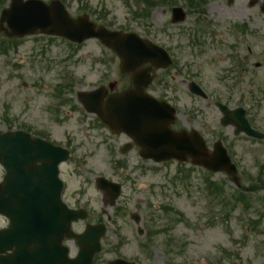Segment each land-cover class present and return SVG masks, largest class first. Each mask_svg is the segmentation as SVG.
Wrapping results in <instances>:
<instances>
[{
    "label": "rangeland",
    "instance_id": "obj_1",
    "mask_svg": "<svg viewBox=\"0 0 264 264\" xmlns=\"http://www.w3.org/2000/svg\"><path fill=\"white\" fill-rule=\"evenodd\" d=\"M248 3L249 0H234L226 7L225 0L207 2L205 19L214 22L213 31L219 41H230L229 25L233 22L251 19L253 33L259 25L264 26V18L258 22L257 8ZM174 5L190 10L185 0H176ZM65 6L72 16L86 12L92 20L111 29L137 32L171 50L182 72L175 75L173 69L169 70L162 82L166 87L158 95L174 102L178 125L199 131L209 147L216 136L225 137L224 143L237 163L241 185L237 187L223 173L207 175L199 167L191 169L188 162H142L134 150L122 157H109L107 152L122 146L127 138L103 141L105 132L96 126L92 114L83 112L75 93L112 81L117 82V90L126 86L128 80L120 74L118 58L96 39H88L74 50L57 37L23 38L15 49L0 53V133L24 128L56 143L72 141L74 155L82 157V164L72 158L71 163L61 166L65 200L71 205L79 197L77 201L88 204L91 222L105 219L104 213L112 214L113 219L96 264H107L120 256L137 264H264V188L254 192L250 188L258 182L256 177L264 165V140H252L243 134L234 136L232 127L220 124V112L213 105L214 100H219L229 107L248 109V118L255 120L257 129L264 133V77L257 73L258 78L254 74L256 78L249 79L238 75V68L227 58L229 49L211 46L210 42L202 47L205 54L198 57L197 48L190 44L194 22L199 18L193 10L183 23L172 24L171 6L154 8L147 20L133 16L132 11L138 8L133 0H66ZM1 37L0 33V40ZM246 39L256 42L254 35L243 36L242 53L246 52ZM254 63L252 59L250 65ZM71 71L73 90L65 95L75 100V109L71 104H59L54 92L58 83L70 82ZM189 80L201 85L209 94L208 100L189 93ZM112 160H123L127 167L116 170ZM2 173L0 167V178ZM97 175L121 184L118 210L112 211L107 197L94 187ZM208 177L217 183L216 189L207 185ZM243 192L244 198H232ZM163 206L169 208L162 209ZM132 211L141 218L142 235L128 217ZM5 222L0 217V225ZM82 227L78 223L74 229L81 231ZM149 231L158 232L150 235ZM119 240L124 242L121 247ZM66 244L74 255V241Z\"/></svg>",
    "mask_w": 264,
    "mask_h": 264
},
{
    "label": "water",
    "instance_id": "obj_2",
    "mask_svg": "<svg viewBox=\"0 0 264 264\" xmlns=\"http://www.w3.org/2000/svg\"><path fill=\"white\" fill-rule=\"evenodd\" d=\"M1 21H5L12 34L18 37L38 29L77 43L97 38L119 56L123 72H130L145 61L153 62L157 58L155 56L164 57L158 47L141 41L133 34L96 26L85 14L71 19L59 1L46 5L40 0H12L9 8L3 10ZM166 64L165 60L161 66ZM132 84L134 88L110 96L104 104L97 102L101 88L78 92L77 97L87 111L95 112L111 129L129 135L141 146L145 158L159 162L171 158L186 161L190 157L192 164L213 172L225 170L229 174L236 173L221 142H216L213 151L209 152L198 133L172 131L169 124L174 119V109L145 96L136 83V75ZM191 90L205 96L193 83ZM227 115L233 118L237 113ZM239 116L240 120L235 118L239 130L262 138L249 127L243 111ZM67 154L65 149L32 138L25 132L0 134V164L6 169L4 182L0 183V214L10 219L11 225L9 230L0 231V252L11 250L7 256L0 257V264H92L94 252L100 249L99 236L105 229L100 226L96 233L87 228L82 234L71 231V220H77L80 215L61 203L62 184L57 176V166ZM107 183L99 179L98 186L106 184L111 188L112 185ZM117 195L116 185L111 203ZM65 237H74L79 245L75 258H69L67 247L62 245ZM3 238H6L5 243L1 240ZM111 264L134 263L117 259Z\"/></svg>",
    "mask_w": 264,
    "mask_h": 264
},
{
    "label": "flooded vegetation",
    "instance_id": "obj_3",
    "mask_svg": "<svg viewBox=\"0 0 264 264\" xmlns=\"http://www.w3.org/2000/svg\"><path fill=\"white\" fill-rule=\"evenodd\" d=\"M213 1H220L222 3V0H213ZM233 2L234 0H225L226 7H229L231 3ZM254 6L257 8L256 9L257 10L256 19H258V22H261L260 20H263L264 18V0H258ZM242 8H243V4H242ZM246 22H247L246 23L247 26L248 25L251 26L252 24L251 19L247 20ZM170 23H172L171 14H170ZM241 24H242V27L240 28L235 27V28L230 29L231 39L228 43L224 42V41H227L226 39H223L224 41L223 40L219 41L217 34L212 32L210 29L197 31L195 35L192 34L191 43L195 41V44L193 43V46L200 47L201 45L197 43V40H200L201 44L204 46L205 45L204 39H206L210 41L211 46L228 48L230 49V52L227 53V58L229 60H232L236 64H243V69H242L243 78L249 79L255 76L258 78L259 75L264 77V26L259 25L258 26L259 28L254 33L248 32L247 29L243 33V20L241 21ZM243 34L245 37H248V36L252 37L254 35V38H255L254 40H256L255 43L254 41H252L251 45L249 44L250 41H248L247 39L244 41V47L246 49V53H242ZM232 50H234L235 52H232ZM204 54L205 53H203L202 55ZM196 55L198 57H201V53H196ZM252 59H255V63L253 66L250 65V62ZM152 69H153L152 65L144 64L141 67H139L136 72L149 71V70L152 71ZM256 73L258 76L256 75ZM126 78L128 79V82L130 83V77L126 76ZM155 88L157 89V91H159V88L156 87V80L154 79L151 82V84L148 86L146 91L152 94L153 92H155ZM110 92L111 91L109 90L105 91L104 97L108 95ZM102 128L104 129V131H106V133H103V134H108L109 136H112V137L124 136V134L122 133L114 134V133H110L106 128L104 127ZM122 146L118 147L117 149L115 148V150H113L112 153L115 152L118 155H122V156L125 155L121 153L123 149ZM131 150H134L136 152V156L139 158L138 148L136 146H132V148L129 151ZM107 153H110V150ZM73 206L77 207L75 202L73 203Z\"/></svg>",
    "mask_w": 264,
    "mask_h": 264
}]
</instances>
